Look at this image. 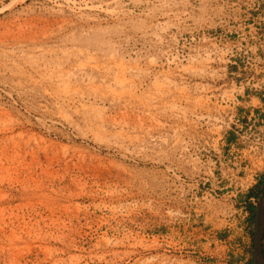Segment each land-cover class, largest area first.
<instances>
[{"label":"rangeland","instance_id":"1","mask_svg":"<svg viewBox=\"0 0 264 264\" xmlns=\"http://www.w3.org/2000/svg\"><path fill=\"white\" fill-rule=\"evenodd\" d=\"M253 1L0 0V264H253L211 174Z\"/></svg>","mask_w":264,"mask_h":264},{"label":"built area","instance_id":"2","mask_svg":"<svg viewBox=\"0 0 264 264\" xmlns=\"http://www.w3.org/2000/svg\"><path fill=\"white\" fill-rule=\"evenodd\" d=\"M246 12L239 22L244 32L230 29L225 33L228 38L242 39L244 49L236 53L235 59L249 60V66L230 67L240 71L232 82L230 134L223 138L214 161L218 167L211 173L221 189L239 190L237 193L250 190L264 175V0H254ZM236 194L233 202L249 215L247 207L255 205L258 197L242 201Z\"/></svg>","mask_w":264,"mask_h":264},{"label":"water","instance_id":"3","mask_svg":"<svg viewBox=\"0 0 264 264\" xmlns=\"http://www.w3.org/2000/svg\"><path fill=\"white\" fill-rule=\"evenodd\" d=\"M253 264H264L262 239L264 234V191L254 205Z\"/></svg>","mask_w":264,"mask_h":264},{"label":"trees","instance_id":"4","mask_svg":"<svg viewBox=\"0 0 264 264\" xmlns=\"http://www.w3.org/2000/svg\"><path fill=\"white\" fill-rule=\"evenodd\" d=\"M230 139V138H229ZM264 191V175H261L257 184L253 186L248 193L245 195V198H249L251 196H259L262 192ZM247 209L249 210L250 217L248 220H250L251 223H253L254 220V205H248ZM262 247H263V254H264V234H263V239H262ZM252 262V259L250 260Z\"/></svg>","mask_w":264,"mask_h":264},{"label":"crops","instance_id":"5","mask_svg":"<svg viewBox=\"0 0 264 264\" xmlns=\"http://www.w3.org/2000/svg\"><path fill=\"white\" fill-rule=\"evenodd\" d=\"M259 197V196H258Z\"/></svg>","mask_w":264,"mask_h":264}]
</instances>
